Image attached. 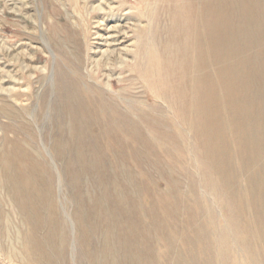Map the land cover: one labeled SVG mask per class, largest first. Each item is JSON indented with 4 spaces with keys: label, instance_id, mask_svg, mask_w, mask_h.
I'll return each instance as SVG.
<instances>
[{
    "label": "rangeland",
    "instance_id": "374dc122",
    "mask_svg": "<svg viewBox=\"0 0 264 264\" xmlns=\"http://www.w3.org/2000/svg\"><path fill=\"white\" fill-rule=\"evenodd\" d=\"M208 2L0 0V264H264L248 256H264V161L249 165L233 144L222 180L215 130L198 131L203 114L193 126L177 115L178 98L201 90L192 36ZM223 2L230 33L250 26ZM262 12L264 0L252 19ZM77 83L95 89L89 116L77 112ZM14 149L32 185L12 176ZM49 197L56 217L37 224ZM30 233L41 250L27 248Z\"/></svg>",
    "mask_w": 264,
    "mask_h": 264
},
{
    "label": "bare ground",
    "instance_id": "6f19581e",
    "mask_svg": "<svg viewBox=\"0 0 264 264\" xmlns=\"http://www.w3.org/2000/svg\"><path fill=\"white\" fill-rule=\"evenodd\" d=\"M223 1L224 0H209L208 4L203 8L204 11H201L199 16L196 15L197 19L201 21V27L199 30L193 28L197 37L195 35L192 36V45L194 47L193 49L201 54V62L199 60V63L197 60L191 61L190 70L194 72L196 71L194 76L203 78V81L200 84L201 90L199 89L198 93L193 94L190 103L186 101L185 104L184 99L179 100L178 98L180 110H177V115L181 116L179 113L182 111L181 114L183 115V119H185L187 124L191 126H193L194 116L203 114L205 122L198 128L200 133L205 131V133H207L211 128L215 130L216 135L218 136L213 137V142L219 147L217 150H212L209 153V157L212 160V172L220 176L222 180L223 171L227 164V159L229 158L228 155L234 154L231 151V146H233V144L234 146L238 145L240 149L242 147L245 155H249V165L255 164L256 166H259V162L264 161V95H262L264 93V39H262L264 38V34L262 36L260 34L257 35L259 32L256 31L258 26L259 28L264 29V13L262 12L261 19H252L253 9H258L262 0H251L249 3L244 0H229L230 7L233 11L239 10L241 15L243 11V18L247 17L250 20V26L246 29H244L245 27H243V25L237 28L231 26V33L228 29L230 27L225 25L226 16H228V14ZM239 21L240 22L238 23H242L240 18ZM191 25L193 24H189V26ZM178 29L179 28L175 29V34L178 33ZM255 31L256 34L254 35ZM233 32L236 33V35H234ZM184 33L186 35L189 34V37L191 38V33ZM258 37L260 40H258ZM242 46L244 47V50L246 47H250L253 52L244 51V53H242L243 56L239 58L237 52ZM250 57H252V59L253 57L255 58L257 65H259L258 59H262V63L260 62L261 65L254 69L252 61H249ZM212 69H215L214 71L216 72L215 75L217 80L215 82L217 84L211 83L210 79L212 77L210 74ZM75 86L77 87V91H75L76 97L78 96L80 99L79 106L76 107L77 112L82 109V117L84 115L89 116V111L86 112L84 108H87L88 106L85 105L87 98H95V89L91 88L92 91L89 93L87 90L89 88L88 86L83 84L82 88H80L78 83L75 84ZM251 92L254 94V98L249 95ZM83 100L85 104H83ZM194 100H196V105L192 104ZM194 106L197 107V109L193 110ZM76 109H73L72 112L76 113ZM224 114L227 118L225 121L223 120ZM228 138L231 141H229ZM226 139L228 140L227 147L229 152L224 145V140ZM240 153L241 151L239 150V154ZM10 155L15 161L14 164L11 159V162L14 164L12 167V176L19 179L26 186L30 184L32 185L33 183L29 179L32 172H30L31 166L28 162V158L23 156L18 159L19 156L17 155V152H15V149ZM203 167L204 169L207 168V170H211V168L207 167L205 164ZM207 170L205 169V172L210 178H213L211 176L212 172H207ZM242 192L243 191H241V195ZM22 205L24 209H27L24 202H22ZM54 205L52 198L49 197L48 202L45 205L35 206L33 215L37 224H39L42 217L47 215L45 214V211L49 213V216L47 215L48 220L56 217L55 210L52 209ZM82 231L83 240H87L88 235L86 234L85 229ZM122 231H125V241H128L126 245L130 249L126 254L130 252H133V254L136 253L137 247L132 240L129 241V236H133L132 233L134 232V227L130 226L129 223H125ZM256 235L257 238L261 237L258 233H256ZM258 240L259 239H257V241ZM34 241H36L35 236L33 233H30L27 248L35 247V250H41V247H39L41 243L35 244ZM229 253L230 249L217 252L219 255H229ZM248 256L251 259L259 257L260 261H257L258 263L264 262V256L260 257L253 253H248ZM37 262L38 260L36 258L32 260V264Z\"/></svg>",
    "mask_w": 264,
    "mask_h": 264
}]
</instances>
